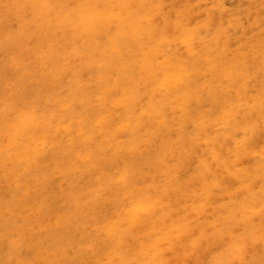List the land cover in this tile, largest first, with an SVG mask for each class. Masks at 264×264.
I'll return each instance as SVG.
<instances>
[{
	"label": "rangeland",
	"instance_id": "obj_1",
	"mask_svg": "<svg viewBox=\"0 0 264 264\" xmlns=\"http://www.w3.org/2000/svg\"><path fill=\"white\" fill-rule=\"evenodd\" d=\"M114 1L0 0V102L4 100L2 96L8 85L10 92L21 90L23 86L16 97L22 96L24 100L17 101V108L24 102L34 101L21 93L27 90L38 102L48 104L47 109L57 111V119H61L64 110L60 107L68 102L69 93L70 97L73 93L71 99L77 100L74 103L76 110L84 112L82 127L86 130L78 151L81 153L89 145L90 153L82 152L83 155L91 154L94 161L102 154L101 167H106L107 160L118 155L119 167L135 164V168L124 176L116 172L102 178L111 190L106 196L101 191L93 194L100 195L101 207L108 203L114 210L119 200L123 202L122 229L128 233L130 243L138 248L130 259L125 258L120 264H261L264 261V132H260L258 137L262 140L252 148L257 153L245 152L232 164L229 149L245 139L240 128L243 124L233 126L217 120L219 108L210 110L214 103L207 95H201L199 101H195L196 107L191 114L170 105L167 114L163 111L164 126H159L157 121L141 124L113 140L111 136L105 139L91 131L96 127V121L90 108L99 106L100 98L105 95L99 77L106 79V74L116 68L110 61L124 59L130 62L139 50L153 42L154 47H162V56L166 53L174 57L185 55L201 62H206L209 53L217 55L221 48H225L228 56L248 54L251 73L260 76L254 81L256 86L251 88L256 93L264 79V70L256 59L264 54V0ZM87 4L94 5V11L88 10ZM117 26L127 32V39L120 42L121 55L100 48L115 39ZM153 29L155 31H151ZM185 30L188 35H184L187 34ZM189 34L191 51L179 40ZM129 40L131 46L127 45ZM252 48L259 52L253 55ZM39 50L40 54L37 53ZM10 56L16 59L14 67H10ZM20 56L26 59L28 68L35 75L45 83L52 81L53 84L48 87L26 76L22 80L13 74L10 77L8 73L16 71ZM156 58L154 61L159 63L161 59ZM138 69L130 63L123 67L126 73H135ZM53 86L56 88L51 89ZM82 94L87 98L82 96L83 99L78 100ZM48 98L54 99L52 105L47 103ZM79 101H86V110ZM145 102L147 100L141 99L140 105ZM2 106L0 104V111ZM111 109L120 111L115 106ZM184 114L187 115L185 118ZM240 120H243L242 116ZM69 122L73 129L77 128L74 115L69 117ZM57 124L60 123L57 121ZM254 126L263 128L264 124L251 125ZM88 138L90 143L87 144L84 140ZM214 141H220L221 147ZM124 142L131 145L127 147ZM85 160L83 158V162ZM55 162L52 159L47 164L57 171L53 176L57 184H53L52 189L49 187L43 194L45 198H61L74 184L72 179H79L78 170L84 178L81 188L89 190L93 177L86 164L82 162L80 168L72 172L68 186L61 187L62 174L70 164L58 163L55 167ZM130 183L138 194L136 198L147 192L148 198L144 202L131 206L129 194L123 189ZM10 187L5 184L3 190L7 192ZM3 190L0 208L11 199ZM65 203L70 204V201ZM15 210L12 208L11 216ZM66 210L73 212L70 206ZM107 220L114 222L113 213ZM143 220L148 223L130 235V225H139ZM141 237L144 241L138 243ZM208 250L211 253L207 255ZM5 253L0 252V260ZM111 253L112 250L102 254L96 250L86 254L99 261ZM81 255L84 259L85 255Z\"/></svg>",
	"mask_w": 264,
	"mask_h": 264
},
{
	"label": "bare ground",
	"instance_id": "obj_2",
	"mask_svg": "<svg viewBox=\"0 0 264 264\" xmlns=\"http://www.w3.org/2000/svg\"><path fill=\"white\" fill-rule=\"evenodd\" d=\"M94 7L90 4L88 10H93ZM124 21L122 22L125 23ZM115 30V39L108 45H101L100 48L108 49L111 54L121 55L120 42L127 39V32L118 26ZM184 35H188V32ZM181 37L183 38L179 39L181 43L187 45L188 51H191L190 34L189 37ZM137 38L141 41L139 36ZM176 39L179 41L177 37ZM126 42L128 45L130 40ZM153 43L139 50L135 59L132 58L130 62L124 59L110 61L116 68L107 71L109 73L106 74V79L104 76L99 77L104 88L102 94L105 95L100 98L99 106L92 105L90 108L92 118L96 121V127L91 131L105 139L111 136L113 140L141 124L147 125L157 121L159 126H164L163 111L165 110L167 114L168 109H171L170 105L184 109L186 114L188 112L191 114L196 107L195 101H199L201 95H207L214 103L210 110L219 108L217 120L223 124L232 123L233 126L243 124L240 128L245 139L237 141L236 146L229 149L232 164L245 152L257 153L252 148L262 140L258 136L260 132H264V127H251V125L264 124V79L257 92L253 93L251 88L256 86L254 81H258L260 76L251 73L252 68L247 62L248 54L228 56L225 48H221V52L217 55L209 53L206 62H201L198 58L192 59L185 55L174 57L166 53V56H162V47L156 48L153 46L156 44ZM250 52H259V50L252 48ZM37 53L40 54L41 51ZM156 56L161 59L159 63L154 61ZM10 59L12 60L10 67H14L13 61L16 59L12 56ZM256 59L264 70V65H261L264 63V54L257 56ZM128 63L130 66L138 67L137 72L126 73L123 67ZM11 74L19 80L26 76L48 87L53 84L52 81L45 83L44 79L35 75L33 70L28 68L26 59L21 56L18 58L16 71L8 73L10 77ZM22 88L23 86L20 89ZM53 88L56 86L51 89ZM5 89L2 96L4 100L0 102L3 105L0 111V193L5 184L11 186L7 192L3 190L5 194L11 196V199L0 208V250H2L0 252L6 251L0 264H106V262L120 264L123 259H130L138 246L134 247V244L130 243L128 233L122 229L121 216L125 215L123 209L121 210L123 202L119 200L114 210L108 203L101 207L99 205L101 197L98 193L101 191L106 196L111 191L104 185L102 178L106 179L117 174L116 172L124 176L135 168V164L119 167L118 155L107 160L106 167H101L102 154L95 157L97 160L94 161L91 154L83 155V152L90 153L89 145H86L83 152L78 151L77 148L82 146L81 141L86 130L82 127L84 112L76 110L74 103L76 104L77 100L71 99L74 97L73 93L71 97L69 93L68 102L65 101L60 107L64 110V115L61 119H57V111L47 109L48 104H41L31 96L32 94H28L27 90L21 93L34 98V101L24 102L17 108V101L24 100L22 96L16 97L21 90L10 92L9 85ZM116 93L119 94L118 97L115 96ZM82 96L84 95L79 96L78 100H82ZM141 99L147 102L140 105ZM47 101L52 105L54 99L48 98ZM80 102L86 110L88 107L86 101ZM113 106L118 107L120 113H117L118 109L112 110ZM239 108L243 109L239 110ZM239 111L243 120H240ZM71 115L75 116V124H77L75 129L69 122ZM57 121L60 124L56 126ZM233 137L235 138L234 135ZM92 139L91 137V142ZM84 141L90 143L89 138ZM214 144L222 145L220 141H214ZM124 145L129 147L131 144L124 142ZM83 158L86 159L85 162ZM52 159L56 161L55 167L58 163L65 166L70 164L69 169L62 174L64 181L61 187L68 186L72 172L78 170L82 162L86 164L93 177L89 190L84 191L81 188L84 178L81 170H78L79 179H72L74 184L64 191L66 193L61 198L54 197L51 200L45 198L43 194L49 187L52 189L53 184H57L53 181L57 171L47 164ZM123 189L129 194L131 206L142 203L148 198L147 192L136 198L138 194L133 183ZM96 191L98 193L93 195ZM66 200L70 201V204H63ZM68 206L73 212L66 210ZM12 208L17 210L14 211L15 215L13 212V216H11ZM111 213L114 215V222L107 220ZM144 223L148 221L143 220L139 225H130L129 234L132 235L135 229ZM154 240L158 242L156 236ZM143 241L144 237H141L138 243ZM96 250L100 254L105 250H112V253L105 259L95 261L86 253ZM151 251L152 249L149 253ZM210 253L211 250H208L207 255ZM81 254L85 255L84 259Z\"/></svg>",
	"mask_w": 264,
	"mask_h": 264
},
{
	"label": "clouds",
	"instance_id": "obj_3",
	"mask_svg": "<svg viewBox=\"0 0 264 264\" xmlns=\"http://www.w3.org/2000/svg\"><path fill=\"white\" fill-rule=\"evenodd\" d=\"M250 264H251V262H250ZM261 264H264V261H261Z\"/></svg>",
	"mask_w": 264,
	"mask_h": 264
}]
</instances>
